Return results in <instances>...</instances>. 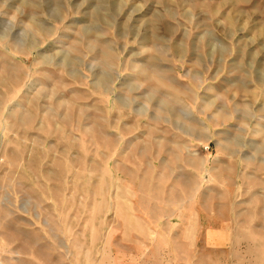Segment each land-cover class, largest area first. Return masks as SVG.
I'll return each instance as SVG.
<instances>
[{
    "label": "rangeland",
    "instance_id": "1",
    "mask_svg": "<svg viewBox=\"0 0 264 264\" xmlns=\"http://www.w3.org/2000/svg\"><path fill=\"white\" fill-rule=\"evenodd\" d=\"M0 261L264 264V0H0Z\"/></svg>",
    "mask_w": 264,
    "mask_h": 264
},
{
    "label": "bare ground",
    "instance_id": "2",
    "mask_svg": "<svg viewBox=\"0 0 264 264\" xmlns=\"http://www.w3.org/2000/svg\"><path fill=\"white\" fill-rule=\"evenodd\" d=\"M97 78H98V83H100V84H104V83H106L107 80H109V76L107 75L106 72H103V71L101 73H99ZM117 198H118V201H122L123 203H124V201H127L126 198L123 196V194L120 191H118Z\"/></svg>",
    "mask_w": 264,
    "mask_h": 264
},
{
    "label": "built area",
    "instance_id": "3",
    "mask_svg": "<svg viewBox=\"0 0 264 264\" xmlns=\"http://www.w3.org/2000/svg\"><path fill=\"white\" fill-rule=\"evenodd\" d=\"M0 264H2L1 261H0Z\"/></svg>",
    "mask_w": 264,
    "mask_h": 264
}]
</instances>
